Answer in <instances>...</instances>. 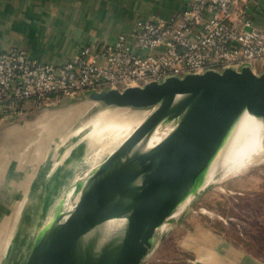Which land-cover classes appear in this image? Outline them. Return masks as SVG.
<instances>
[{
  "label": "water",
  "instance_id": "water-1",
  "mask_svg": "<svg viewBox=\"0 0 264 264\" xmlns=\"http://www.w3.org/2000/svg\"><path fill=\"white\" fill-rule=\"evenodd\" d=\"M82 95L98 105L151 113L91 175L74 183L73 203L60 202L23 264H140L156 231L200 187L238 116L247 111L264 121V70L249 67ZM161 122L172 130L146 150ZM115 218L126 224L101 241L99 226Z\"/></svg>",
  "mask_w": 264,
  "mask_h": 264
},
{
  "label": "crops",
  "instance_id": "crops-1",
  "mask_svg": "<svg viewBox=\"0 0 264 264\" xmlns=\"http://www.w3.org/2000/svg\"><path fill=\"white\" fill-rule=\"evenodd\" d=\"M188 1L0 0V51L17 48L39 62L62 64L77 56L82 47L113 43L119 34H128L138 20H148L152 15L170 19L185 9ZM250 6L259 11L264 8V0H250ZM253 13L259 21L260 16ZM96 105L82 93L52 96L46 105L23 104L14 121L1 123L0 264L11 263L17 235H24L27 241L32 234L29 228L17 225L31 212V206L40 202L45 183L50 180L45 172L52 140L66 134L57 125L56 115L65 114L69 108L84 111ZM58 206L42 217L51 219ZM35 235L33 231L32 237ZM201 236L207 237V252L199 250L190 264H264L222 241L216 233ZM191 240L193 250L205 243L194 236ZM26 241L15 264H23L28 254L33 242L30 238Z\"/></svg>",
  "mask_w": 264,
  "mask_h": 264
},
{
  "label": "built area",
  "instance_id": "built-area-1",
  "mask_svg": "<svg viewBox=\"0 0 264 264\" xmlns=\"http://www.w3.org/2000/svg\"><path fill=\"white\" fill-rule=\"evenodd\" d=\"M243 67L264 70V8L255 11L250 0H189L170 19L138 20L113 43L82 47L62 64L39 62L17 48L0 51V124L23 104L46 105L52 96Z\"/></svg>",
  "mask_w": 264,
  "mask_h": 264
},
{
  "label": "rangeland",
  "instance_id": "rangeland-1",
  "mask_svg": "<svg viewBox=\"0 0 264 264\" xmlns=\"http://www.w3.org/2000/svg\"><path fill=\"white\" fill-rule=\"evenodd\" d=\"M262 71L258 69L256 73ZM150 113V108L96 105L84 111L69 108L65 114L56 115L57 125L63 127V134H66L52 140L53 148L45 172L50 180L45 183L40 202L33 204L31 212L18 222L20 229L32 231L28 239L33 242L50 222L42 217L47 210L61 201L62 204L73 203L71 191L74 183L91 175L120 145L121 142L111 136L121 131L128 120L141 122ZM113 120L121 123L116 127L118 130L109 129ZM97 128L103 134L95 139ZM221 179L216 175L207 186L195 190L182 212L165 221L164 230L159 228L156 231L151 248L140 264H190L199 250L207 252V237L201 235L208 232L216 233L222 241L264 263V162L249 166L241 175ZM33 231L36 235L32 237ZM192 236L205 241L202 247L191 249ZM25 241L24 235H17L10 264H15Z\"/></svg>",
  "mask_w": 264,
  "mask_h": 264
},
{
  "label": "bare ground",
  "instance_id": "bare-ground-1",
  "mask_svg": "<svg viewBox=\"0 0 264 264\" xmlns=\"http://www.w3.org/2000/svg\"><path fill=\"white\" fill-rule=\"evenodd\" d=\"M118 124L121 126V123L113 120L110 122V129H117ZM139 124V121L131 122L128 120L124 128L115 135H112L111 138L122 142ZM172 128L173 124L169 122L159 123L149 135L144 148L148 150L155 147L170 133ZM102 134V131L97 128L95 139L102 137ZM260 162H264V121L260 117L243 111L235 120L222 146L207 167L202 178V183L197 190L207 186L216 175H219L222 179L229 176L241 175L246 168ZM73 191L74 187H72V194ZM192 198L193 193L191 192L177 205L171 216H176L182 212ZM125 224L124 218L105 221L99 226L102 233L100 240H105L113 232L120 228L122 229ZM164 225L161 228L165 227Z\"/></svg>",
  "mask_w": 264,
  "mask_h": 264
}]
</instances>
